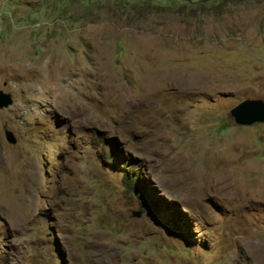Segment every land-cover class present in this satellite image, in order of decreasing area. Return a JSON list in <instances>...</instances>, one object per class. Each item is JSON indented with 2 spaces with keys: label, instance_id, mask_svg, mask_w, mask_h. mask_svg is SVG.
Segmentation results:
<instances>
[{
  "label": "rangeland",
  "instance_id": "374dc122",
  "mask_svg": "<svg viewBox=\"0 0 264 264\" xmlns=\"http://www.w3.org/2000/svg\"><path fill=\"white\" fill-rule=\"evenodd\" d=\"M0 92V264H264V0H0Z\"/></svg>",
  "mask_w": 264,
  "mask_h": 264
},
{
  "label": "water",
  "instance_id": "95a60500",
  "mask_svg": "<svg viewBox=\"0 0 264 264\" xmlns=\"http://www.w3.org/2000/svg\"><path fill=\"white\" fill-rule=\"evenodd\" d=\"M12 103V98L8 94L0 92V110L8 107ZM231 115L238 126L252 127L264 123V100L242 101L231 110ZM5 140L9 144H15L16 139L12 132L4 131ZM140 213L136 214V216Z\"/></svg>",
  "mask_w": 264,
  "mask_h": 264
},
{
  "label": "trees",
  "instance_id": "16d2710c",
  "mask_svg": "<svg viewBox=\"0 0 264 264\" xmlns=\"http://www.w3.org/2000/svg\"><path fill=\"white\" fill-rule=\"evenodd\" d=\"M132 180H133V177H132V179L130 181H132ZM140 192L144 194V190L143 189H140ZM147 204H149V203H147ZM152 206H153V203L150 205V207H152Z\"/></svg>",
  "mask_w": 264,
  "mask_h": 264
}]
</instances>
